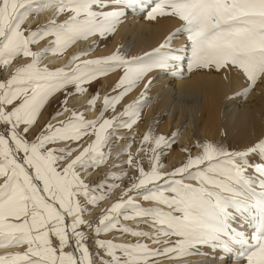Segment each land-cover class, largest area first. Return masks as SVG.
Here are the masks:
<instances>
[{"label":"snow or ice","instance_id":"obj_1","mask_svg":"<svg viewBox=\"0 0 264 264\" xmlns=\"http://www.w3.org/2000/svg\"><path fill=\"white\" fill-rule=\"evenodd\" d=\"M46 8L55 10L46 24L35 30L23 27L30 13ZM137 8L146 11L148 20L169 16L180 23L159 46L142 55H126L117 48L108 55L80 59L90 47L56 68L41 64L42 57L62 55L78 39L113 34L125 9ZM61 13L65 19L57 22ZM179 35L186 37V43L173 48ZM45 36L52 39L33 50L31 46ZM20 56L28 62L0 79V248L21 250L0 253V264H157L160 257L208 256L204 246L227 253L234 245L244 248L239 258L246 264H264V163L249 160L255 154L264 157V138L239 151L206 140L195 145L199 148L195 156L185 149L186 161L162 172L161 150L172 147L178 132L169 137L149 129L137 153L150 154V169H144L138 154L129 152L124 163L138 175L95 221L83 218L89 211L85 205L96 204L106 195L105 189L117 186L107 183V177L118 179L123 173L110 172L104 181L90 185L77 171L102 163L110 154L102 149L116 135L115 128H131L139 118L153 71L183 75L186 58L189 71L234 72L247 82L236 94L241 97L264 80V0H155L153 5L144 0H0V69ZM115 71L121 74L113 94L104 96L97 118L85 119L65 106L55 115L68 111L67 118L46 123L32 134L54 94L71 95L70 86L83 94L85 84ZM145 77L137 99L104 118V112L115 111L116 103ZM96 98L87 101L90 107ZM89 135L95 139L81 148ZM149 143L150 148L144 147ZM137 196L155 203L145 207ZM246 211L257 217L251 236L232 227ZM121 219L147 224L152 231L122 224ZM112 230L165 247L99 238L101 232ZM90 234L97 237L95 253L87 244ZM181 264L190 262L181 259Z\"/></svg>","mask_w":264,"mask_h":264},{"label":"bare ground","instance_id":"obj_2","mask_svg":"<svg viewBox=\"0 0 264 264\" xmlns=\"http://www.w3.org/2000/svg\"><path fill=\"white\" fill-rule=\"evenodd\" d=\"M49 12V8H46L45 12L35 17L44 25L47 22L45 21L46 18H49ZM175 25L174 22L168 19L150 23L144 20L140 21L133 15H128L124 17V24L120 29L118 28L117 32L105 38L96 36V39L99 41V47L107 46L106 48L110 50L123 49L126 55H142L159 46L165 37L175 30ZM182 37L177 36L173 39V48L181 47L184 40ZM82 45H87L86 49L91 47L92 50L88 54L94 52L95 48L93 49L89 41L82 42ZM58 58L54 57L55 64H60L62 61L60 57ZM120 74L118 72V74L109 78L108 84L111 88L114 87ZM149 75L153 79L145 98H150L147 102L152 100L153 97L154 100L151 105H148V103L144 105L145 102L142 104V107H144L140 108L139 118L135 120L130 133L134 136L138 149L141 146L140 142L143 135L149 129L154 135L162 134L169 137L174 131L178 132L172 147L161 150L160 159L162 164L163 162L166 165L175 163V167L182 165L184 163L182 159H187L188 156L185 149H190L191 154L195 156L198 153V147L195 145L206 140L211 142H215V140L222 141L221 143L225 144V140L230 139V142L234 144V150L236 148L243 150L245 147L251 146L259 139L264 138V80L257 81L255 86L248 92L247 97H241L236 94L246 86L247 82L242 76H238L234 72L196 69L189 71L187 75L180 76L172 75L171 70L167 74L153 71ZM147 79L148 77H145L131 91L125 93L117 103L119 107H116L119 111H122L126 105L137 99ZM67 96L65 100L69 103L76 104L84 101L81 94L72 93ZM249 100L250 103L246 104ZM87 115L90 117L93 115L91 119L95 118L91 110ZM115 132L120 133V127H116ZM149 145L151 147L150 143ZM229 148L231 149V146ZM231 150H233V147ZM142 166L144 167L143 164ZM146 167H148L147 170L150 169V162H147ZM103 174L99 176L102 177ZM136 175H138L137 171ZM97 213L98 210L87 216L92 219ZM254 218V216H247L245 220L241 219L238 225L236 224L238 226L236 229L250 234L249 226L253 224ZM147 244L149 247L155 248V244L151 240ZM3 249L0 248V250ZM202 249L203 252L214 253L215 256L211 258L210 255H195L190 259L186 257L177 259L175 263L179 264L183 259L191 261L190 264H246L245 260H238L239 254L243 252V247L240 245H234L233 250L227 253L219 249L213 251L207 246Z\"/></svg>","mask_w":264,"mask_h":264},{"label":"rangeland","instance_id":"obj_3","mask_svg":"<svg viewBox=\"0 0 264 264\" xmlns=\"http://www.w3.org/2000/svg\"><path fill=\"white\" fill-rule=\"evenodd\" d=\"M144 2H145L146 5H153L155 0H144ZM45 10L46 9H44L42 11H39V12L30 13L28 15V17L25 19L23 27L25 29H33V30H35L38 26H41L43 22L41 23L38 19H36L35 16H37L40 13L45 12ZM49 10H50V12L48 13L49 18L48 17L47 18L50 20V19L53 18V13H54L55 10L53 8H49ZM125 11H126V16L133 15L134 17H137V19H139L140 21L144 20V21H147V22H150V23H154L157 20L168 19V20H171L172 22H174L176 24L175 25L176 27L180 23V21L178 19H176L174 17H169V16L157 17L156 20H148V19L145 18L146 14H147L146 11H141L138 8L137 9H125ZM32 17H34V18H32ZM47 18H46L45 21L48 22ZM55 19L57 20V22L63 21L65 19V14L61 13L59 16H56ZM173 19H174V21H173ZM47 22H45V24ZM122 24H124V18L122 19L121 23L117 26V30L115 32L118 31V28L119 29L121 28ZM179 36H183V35H179ZM183 38H184V40H183V43H182L181 46H183L186 43V37L183 36L182 39ZM51 39L52 38L50 36H45V37H43V39L38 40L31 47H32L33 50H39L40 48H42L45 45H47L48 42ZM85 41H89V43L93 46V49L94 48L95 49H94V52H92L91 54L87 53L86 56H82V57H80V59L96 58V57H99V56L111 54L113 51L116 50V49H113V50L107 49L106 48L107 46H100L99 47V41L96 39V36H90V37L85 38V39H78V40L74 41L73 43H71L64 50L62 56L61 55H57V57L56 56H52L51 53L45 55L41 59V64L42 65L46 64L49 68H56L58 66L64 65L73 54L77 53L78 51L86 50V48L88 46L87 45H82V42H85ZM94 41H95V44H93ZM73 46H74V48H73ZM77 46H79V47H77ZM119 50L122 53H124L123 49H119ZM108 51H110V52H108ZM54 57L57 58V59H59L58 57L61 58L60 60H62V61L60 62V64L59 63L55 64V60H53ZM28 60H29V58H27V57H23V56L17 57L13 61V63L10 64L7 68L0 69V79H7L8 76L10 75V73L13 71V68L15 66H17L19 64H22V63H26V62H28ZM53 64H55V65H53ZM69 67H71V65H69ZM193 70H196V69H193ZM118 72L119 71L107 73L106 75L99 77L98 80L96 79V80H94L91 83L85 84L86 91L83 94H81V96L83 95L82 97H84V101H81L79 103H76V104H73L72 102L69 103L67 100H65L66 96H65V94L63 92L54 94V96L51 97L50 100L47 102L46 106L41 110V113H40V115L37 118L36 126L32 129V134L37 133L40 130V128H42L43 125L46 124V123L51 122V123L55 124L57 121L64 120L65 118H67L70 115V113L68 111H62L61 115H59V116L55 115V113L57 111L61 110L65 106L68 109H74L77 113H82L84 118L85 119H89V120L92 118L93 115L90 117L88 115L86 116V114H88L89 111L91 110V113L94 114L95 118H97L99 113L101 112L102 107H103L104 96L106 94H108V95L113 94L112 93L113 87L111 88L110 84H108V80H109L110 77L118 74ZM188 72H189V70L187 69V59L185 58V61H184V74L183 75H187ZM164 73L167 74L168 71L164 72ZM91 87H92L93 90L91 89ZM69 92L75 93L74 88H72L70 86L69 87ZM90 94L91 95H95L97 97L95 105L91 106V107L88 105V103H86L87 100L92 98ZM68 96H70V95H68ZM247 96H248V94L245 97H247ZM153 98L149 102H147V100H149L150 98L149 97L145 98L146 102L144 103V105H147V103H148V105H151L153 100H154ZM62 101H65L66 104H62L61 103ZM117 103H116V106L119 107V105H117ZM249 103H250V100L246 102V104H249ZM116 106H115V111H113V110L111 111V109L105 111L104 112V118H110L113 115H115L116 113L120 112L117 109ZM122 106H120V107H122ZM143 107L141 106V108H143ZM95 118H93V119H95ZM120 130H121L120 133L117 132L116 135H111L109 137L107 144L102 149L103 151L110 153L108 155V157L102 163H100L99 165H97L94 168L90 167V168H87V169H79V168L77 169V171L81 175V178L84 179V181L86 183L90 184V185H96V184H99L101 181H104L106 179V177H107V174L110 173V172H114V173H121L122 172L123 173L122 175L119 176L118 179H115V178H112V177H107V183H115L117 186L112 188L111 190L105 189L106 195L103 198H101L96 204H86L85 205L89 209V211L84 213V217L83 218L86 219V220L95 221L96 218L101 214L102 210H104L106 207L110 206L114 201L118 200L120 195H121V193L126 188L130 187V185L132 183V177L136 175V169H134L132 166L124 163V161H126V159H127V156H128L129 152H131L133 154H138L141 157V164L144 165V169H146V170L148 169V167H146V165H147V162H150V160H149V155L150 154H146L144 152L137 153L136 149H137L138 145H137L136 140L134 141V138H133L134 136L130 133L131 132V128L120 127ZM118 137H122V138H118ZM30 138H31V134H30ZM93 139H95V137L93 135H89V136L84 137L83 140L81 141L80 147L82 148V147L86 146V144L88 142H90L91 140H93ZM226 141H228V142H226ZM120 142H121V144H119ZM221 142L222 141H216L215 140V143L222 144ZM129 144L131 145V147H129L127 149V151H121L122 149L125 148L126 145H129ZM223 145L226 146L228 149H230L229 148L230 146H231V149L233 147V150L235 148L233 142L232 143L230 142V139H226L225 140V144H223ZM57 146H63V145L58 144ZM72 147H76V144H73ZM144 147L149 148L150 145L146 144V145H144ZM235 150L239 151L241 149L240 148H236ZM117 152H119V155H116ZM198 152H199V148H198ZM76 154L77 153H73V155H76ZM249 160H250V162L252 164L264 163V157H262L260 154H255L253 156H250ZM182 161L185 162L186 159L183 158ZM113 165H115V167H113ZM162 165H163V167L160 169L162 172L163 171L164 172L170 171V170L174 169V167H175V163H173V164L170 163V164L166 165L165 162H163ZM171 167H172V169H171ZM113 168H115V169H113ZM168 168H169V170H168ZM248 171H249V175H251L252 174L251 168H249ZM102 173H104V174L102 175V177H100L99 175L102 174ZM187 182L195 183V181H187ZM136 199H137V201L139 203H141L145 207H148V206L153 205L155 203L154 201L153 202L144 201L142 199V197H140V196H137ZM83 200H84V198L81 197V201L82 202H83ZM96 210H98L99 214L97 213L96 216H94L92 219H90V217H88L89 216L88 214H90V213L92 214V212L96 211ZM247 216H252V217L254 216L255 217L253 222H252L253 224L249 226L250 227V234H248V235L251 236L252 232L255 230V224H256V220H257V217H256V215H255V213L253 211H246V212H243V213L239 214L238 219L235 222H233L232 227L237 228L238 227L237 226L238 222L241 219L245 220L247 218ZM137 219H139V218H137ZM121 223L129 225V226H131L133 228H139V229H142V230H145V231H152L151 228L147 224H137L136 220H123V219H121ZM96 238L97 237L95 235H91L90 234L89 235V239L87 241L88 247L90 248V250L93 253L96 252V246L94 244V240ZM99 238H101V239H112L114 242L130 243V242H135L137 240H140L142 242L149 243V240H147L145 238L134 237V236H131L130 234H121V233H119L116 230H112V231H109V232H101L99 234ZM161 239H163V237H161ZM172 239L174 240L175 238H172ZM157 247L162 249L163 247H165V245L162 244V243L161 244H155V248H157ZM205 247L206 246H204V248ZM17 250H21V249L8 248V249L0 250V253L12 252V251H17ZM202 251H203V249H202ZM243 251H244V248H243ZM101 255H103V253H101ZM209 255L211 256V258H213L215 256L214 253H209ZM194 256L195 255L186 256V258L190 259L191 257H194ZM183 258H185V257H183ZM238 260L244 261L241 258H238ZM171 261H174V262H171ZM176 261H177V259H168L166 257L157 258V264H165V263H167V264H176L175 263ZM207 261H209V260H207ZM189 262H191V261H189ZM179 264H181V262Z\"/></svg>","mask_w":264,"mask_h":264}]
</instances>
